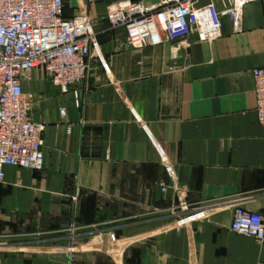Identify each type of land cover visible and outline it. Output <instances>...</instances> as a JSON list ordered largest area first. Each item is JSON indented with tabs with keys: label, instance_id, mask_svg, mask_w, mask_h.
Listing matches in <instances>:
<instances>
[{
	"label": "crops",
	"instance_id": "crops-1",
	"mask_svg": "<svg viewBox=\"0 0 264 264\" xmlns=\"http://www.w3.org/2000/svg\"><path fill=\"white\" fill-rule=\"evenodd\" d=\"M122 1L65 0L67 18L90 17L103 52L87 81L62 93L35 71L24 83L47 124L45 167L6 168L0 264H264V243L230 230L239 207L264 216L253 78L264 0L245 7L241 32L223 17L208 41L141 49L109 28Z\"/></svg>",
	"mask_w": 264,
	"mask_h": 264
},
{
	"label": "built area",
	"instance_id": "built-area-1",
	"mask_svg": "<svg viewBox=\"0 0 264 264\" xmlns=\"http://www.w3.org/2000/svg\"><path fill=\"white\" fill-rule=\"evenodd\" d=\"M142 0L112 4L106 19L110 30L124 29L122 47L141 49L167 41L200 42L221 35L228 17L235 33L243 29L245 7L257 0ZM221 6L222 9H219ZM97 32L87 14L66 17L65 0H0V184L6 168L42 171L45 167L44 121L33 118L37 95L25 81L42 71L53 87L68 93L87 81L95 60H103ZM257 115L264 126V67L253 71ZM61 116L66 110H60ZM232 233L264 243V216L241 207L234 212Z\"/></svg>",
	"mask_w": 264,
	"mask_h": 264
}]
</instances>
